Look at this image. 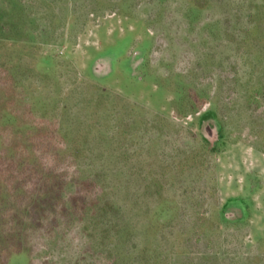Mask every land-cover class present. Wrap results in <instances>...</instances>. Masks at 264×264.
I'll return each mask as SVG.
<instances>
[{
    "label": "rangeland",
    "instance_id": "1",
    "mask_svg": "<svg viewBox=\"0 0 264 264\" xmlns=\"http://www.w3.org/2000/svg\"><path fill=\"white\" fill-rule=\"evenodd\" d=\"M239 1L0 0L2 76L35 96L36 128H55L37 141L61 144L57 126L72 135L93 118L80 168L112 203L103 222L73 219L52 241L34 232L5 264H264V0ZM216 16L231 53L208 34L221 29L205 23ZM188 17L205 27L193 31ZM148 119L167 129L149 144ZM11 141L0 132V153H14Z\"/></svg>",
    "mask_w": 264,
    "mask_h": 264
},
{
    "label": "trees",
    "instance_id": "2",
    "mask_svg": "<svg viewBox=\"0 0 264 264\" xmlns=\"http://www.w3.org/2000/svg\"><path fill=\"white\" fill-rule=\"evenodd\" d=\"M241 2L244 6L241 5L238 9L245 10L247 5L244 1ZM233 4L230 6L231 9L234 7ZM231 9L227 11L229 17ZM242 19L245 26L251 23L250 18L243 17ZM184 20H186L185 25L189 24L193 31L196 26L205 27L204 20H206L205 23L212 21L211 24H217L221 28L217 32L208 33L212 34L215 40L218 39L215 46L223 44L230 53L234 50L232 38L227 36L223 29L228 23L223 16L209 17L203 21H197V24L192 21L194 19L191 17L184 18ZM7 25L4 23L3 26ZM1 36V40L7 39L6 35L2 34ZM230 53L227 55L228 59L232 58ZM202 57L206 56L202 54ZM7 70L5 62H2L0 64V132L8 140H12L8 147L14 153H0V264H5L11 253L19 252L28 243H31L30 238L34 232L37 231L41 239L47 238L48 241H52L58 233L57 228H62L65 232L66 224L73 219L83 220L89 216L90 222L93 220L103 222V213L112 206L110 196L108 192H104L101 182L96 178L84 177L82 168H80L83 163L81 159L90 151V147L81 142H85L89 137L95 135L90 132L92 128L90 124L94 119L90 118L72 135L68 131L62 130L61 126H57L56 139L60 137L68 140L61 144L56 142V145L52 146L45 144L42 140L38 142L39 139L36 137L42 133L44 134L43 140H45V136L54 137L55 128H46L47 132L44 133L45 128L35 127L43 117V114L39 113V109L34 108V102L32 104L35 96H26L25 93L23 96L21 84L9 81L8 78L2 76L8 73ZM227 72L230 74V68ZM231 73L230 78L237 77V72L231 70ZM219 76L221 81L229 79L226 72ZM195 101L193 99L190 103ZM245 101L246 105L256 103L258 108L261 106L252 94H249ZM56 107V118L53 116L52 119L59 121L61 111L59 105ZM98 111L97 104L91 110V115L97 116ZM28 119L30 121H27ZM157 123L148 119L139 129L149 134L147 137L142 134V137H146L143 139L148 144L157 139L158 130L167 131L165 125L161 128ZM23 136L30 137V143L23 142ZM98 137L100 138L101 135L98 134ZM69 138L72 141H69ZM162 140L163 146L166 147L169 143L167 134ZM160 153L166 157V149L161 150ZM152 228L153 224L148 222L146 230L151 232ZM106 233L104 230H98L94 231L92 235L95 238L102 235L106 237ZM85 236V231L84 233H71L62 237L60 241L64 242V246L66 244L72 246L75 240L83 239ZM107 241H112V236L109 233H107ZM31 247H35V244L32 243ZM99 262L118 264L116 258H111L109 255Z\"/></svg>",
    "mask_w": 264,
    "mask_h": 264
}]
</instances>
